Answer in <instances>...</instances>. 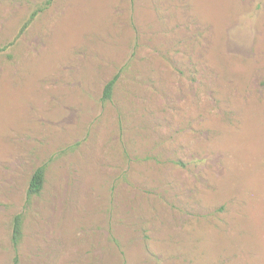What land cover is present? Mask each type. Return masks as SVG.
I'll return each mask as SVG.
<instances>
[{"label": "rangeland", "instance_id": "obj_1", "mask_svg": "<svg viewBox=\"0 0 264 264\" xmlns=\"http://www.w3.org/2000/svg\"><path fill=\"white\" fill-rule=\"evenodd\" d=\"M0 264H264V0H0Z\"/></svg>", "mask_w": 264, "mask_h": 264}, {"label": "trees", "instance_id": "obj_2", "mask_svg": "<svg viewBox=\"0 0 264 264\" xmlns=\"http://www.w3.org/2000/svg\"><path fill=\"white\" fill-rule=\"evenodd\" d=\"M38 10L33 12L30 17L24 22L20 31L24 30L27 25L32 21L35 15L38 13ZM40 11V10H39ZM117 76H114L110 79L104 86L103 89V99H109L111 97L114 84L116 82ZM44 184V169L42 167L37 168L29 182V186L27 189V199L38 195ZM22 224H23V216L21 214H17L14 216L12 220V236L11 241L14 247H17L22 239Z\"/></svg>", "mask_w": 264, "mask_h": 264}]
</instances>
